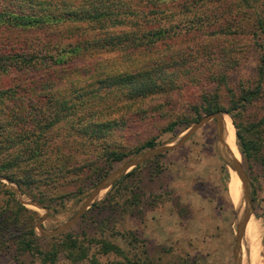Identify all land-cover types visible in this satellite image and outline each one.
Here are the masks:
<instances>
[{"label": "rangeland", "instance_id": "1", "mask_svg": "<svg viewBox=\"0 0 264 264\" xmlns=\"http://www.w3.org/2000/svg\"><path fill=\"white\" fill-rule=\"evenodd\" d=\"M21 1L0 0V10L19 13L22 11ZM68 1L79 4L81 0ZM111 1L121 3L124 0ZM190 1L193 4L197 3L196 5L201 2ZM216 3L224 5L217 13L221 19L237 18L243 25H251L257 15L255 5L264 4V0L259 3L255 0H218ZM147 8L150 9L148 6ZM76 27L77 24L66 23L51 25L47 29L21 31L4 23L0 25V50H5L4 57L10 60L9 55L15 50L22 51L24 47L33 49L38 44L42 46L51 39L53 33L66 42L70 36L73 38L89 36L83 28ZM212 27L206 26L205 30L202 28L181 34L174 38V42L171 40L172 49L175 51L180 49L177 51L178 60L175 62V68L179 73L176 79L180 86L168 94L139 101H127L120 89L104 87L99 79L108 70L109 73L112 71L114 73L126 67L128 56L134 60L133 63L143 58L141 52L127 49L133 51L131 54L120 48L104 50L91 48L86 50L84 55L74 57L67 68L58 66L60 72L56 71L51 75L41 69L30 73L26 71L0 73V88L39 85L42 81L47 82L49 76V82L63 85L62 89L68 95L74 94L71 88L73 82L75 87L85 89L79 92L83 91L88 105L87 109L85 107L80 110L79 114L86 116L77 114L73 116L75 119L73 122L66 118L63 124L54 130V135L60 137L59 141H64L62 145L66 147V152L77 155L81 160L91 156L95 159L105 150L104 146L99 144L102 141L99 143L95 141L92 144L89 142L90 150L85 148L83 146L85 135L77 131L71 132L72 123L75 127L82 125L86 129L93 127L85 126L86 122L109 120L112 126L107 128L106 143L112 148L126 152L133 151L151 138L157 139V146L174 143L186 129L206 116L195 120L192 105L200 100L203 91L216 86L217 82L208 79L211 71L227 73L230 86L233 88L240 87L241 83L253 84L259 78L257 70L264 53V32L258 30L257 35H253V32L236 34L226 42L221 40L210 43V37L215 35V29ZM168 50L169 44L161 43L155 54L160 57ZM51 87L55 86L49 85V89ZM94 93L96 94L93 95ZM36 96L38 95L29 92L26 103L30 105L32 100L36 103L38 99ZM226 116H228L226 137L231 138L229 142L225 139L226 149L230 155L234 153L233 156H236V149L238 159L243 162L250 180L249 203L246 202L245 196L241 200L238 199L241 179L231 168L232 182L229 183L230 170L218 149L221 145L219 121L216 118L206 122L182 145L164 152L165 154L158 159H155L158 155L150 158L155 159L154 161L144 163L150 160L147 159L139 163L142 165L137 173L126 181L129 187L135 186V190L129 192V196L137 193L136 204L130 203L133 201L132 198L129 204H126V210H122L118 205L109 207L108 202L105 204L106 207L94 208L93 204L104 199L112 185L101 192V196L74 224L60 233L51 232L69 222L78 213L101 181L138 154L150 149L131 152L123 161L115 162L109 173L97 182L98 184L92 186L91 180H88L85 183L88 188L83 195L61 198V187H64V191L73 187H65L71 182L64 178L54 186L48 185L49 183L42 186L44 184L42 182L40 185L46 193V203L53 205L52 209L32 199L16 182L4 176L0 177V180L14 190L19 201L22 198L25 201L38 202L42 206L37 207L20 201L39 213L40 219L36 222L35 230L46 248H51L52 244L61 240L60 235L69 232L86 245L89 257L82 264H95L93 258L98 264H110L112 261L123 259L124 255L121 253H103L101 239L121 246L124 253L133 259H145V264H236L238 224L247 206L251 215L242 237V263L264 264V166L244 159L237 143L233 119L228 113ZM177 119L182 122L174 130L166 131V127ZM238 120L247 127L254 126L249 136L260 139L264 144V94L255 104L243 110ZM78 121H82V124ZM1 190L0 187V192ZM2 195L3 193H0V197ZM41 219L43 222L40 227ZM252 254L254 255L251 256ZM59 261L61 264L70 263L67 252L60 253ZM0 264L44 263L31 253L13 252L2 255Z\"/></svg>", "mask_w": 264, "mask_h": 264}, {"label": "trees", "instance_id": "2", "mask_svg": "<svg viewBox=\"0 0 264 264\" xmlns=\"http://www.w3.org/2000/svg\"><path fill=\"white\" fill-rule=\"evenodd\" d=\"M200 1L196 5L197 3L193 4L190 0H124L121 3L111 0H81L79 4L68 0H22L20 2L22 11L19 13L0 10V25L6 23L7 26L23 31L73 23L77 24L76 28H83L89 36L82 38L70 36L66 42L53 33L51 39L42 46L38 44L33 49L24 47L22 51L15 50L9 55L10 60L4 57L6 51L0 50V73L9 74L12 71L30 73L41 69L51 75L56 71L60 72L58 66L66 67L74 57L84 55L86 50L91 48L103 50L120 48L133 54V51L127 50L130 49L143 53L141 61L137 59V63H133L134 60L128 56L126 67L114 73L113 71L109 73L108 70L99 82L103 83L104 87L120 89L127 101H139L168 94L180 86L176 79L179 73L175 68V62L178 60L177 51L180 49L177 51L172 49V39L174 42V38L179 35L202 28L205 30L206 26H213L215 29V35L210 37V43L221 40L226 42L236 34L253 32V35H257L258 30L264 32L263 3L255 5L257 15L251 25H243L237 18L221 19L217 13L224 5L217 4L218 0ZM161 43L169 44V50L159 57L155 53ZM257 73L259 78L255 83L247 85L241 83L240 87L233 88L230 86L227 73L211 71L208 79L217 82L216 86L203 91L200 100L193 104L192 108L195 120L219 111L230 114L236 127L237 143L242 156L246 161H255L264 166V144L260 139L249 136L254 126L247 127L238 120L242 111L255 104L264 94V53ZM49 81L48 76L47 82L42 81L39 85L0 88V177L4 176L16 182L24 193L52 209L54 206L46 203V193L42 186L48 183L54 186L64 178L71 182L65 187H73L66 191L61 187V198L83 195L88 188L85 185L88 180H91L92 186L98 184L97 182L109 173L115 162L123 161L131 152L137 153L154 148L158 142L156 138L148 139L129 152L112 148L106 143L105 137L108 126L112 124L109 120H96L85 123V126L90 125L92 128L85 129L82 125L75 127L72 123L70 129L73 133L77 131L85 135L83 146L88 150L92 142L102 141L99 144L104 146L105 151L95 159L91 156L82 160L77 155L66 152V147L62 145L64 141H59L60 137L54 135V130L60 127L66 118L73 122V116L79 114L85 107L87 109L88 100L84 99L85 89L75 87V82L71 85L74 94L68 95L62 89L63 85ZM49 85L55 87L49 89ZM79 90L83 91L80 93ZM29 92L39 96H36L38 98L36 103H33V100L30 105L26 103ZM78 122L82 124V121ZM181 122L177 119L165 130L172 131ZM164 154H159L155 159ZM141 165L117 180L106 197L100 202H95L93 207H106L105 204L108 202L109 207L118 205L122 210H126V204H129L132 198L133 201L130 203L136 204L137 193L129 196V192H133L135 186L129 187L126 181L137 173ZM229 170V182H232V172L230 168ZM73 176L74 178H69ZM0 187L2 188L0 193H3L0 197V257L13 252L31 253L44 264H61L59 255L65 251L70 260L67 264H82L88 260V248L71 232L60 235L61 240L58 243L46 248L35 230L36 222L40 219L39 213L23 205L7 183L0 180ZM100 242L103 253L117 252L124 255L122 260L112 261L110 264L146 263L145 259L129 257L117 244L104 239ZM93 262L98 264L95 258Z\"/></svg>", "mask_w": 264, "mask_h": 264}, {"label": "water", "instance_id": "3", "mask_svg": "<svg viewBox=\"0 0 264 264\" xmlns=\"http://www.w3.org/2000/svg\"><path fill=\"white\" fill-rule=\"evenodd\" d=\"M226 114L227 113L225 111H219V112H215L212 114H208L204 116L201 120H199L198 122L190 126L188 129H186L183 135H181L179 139L176 140L174 143L162 144L154 148H151L148 151L138 154L135 158H133L131 161L127 162L124 166H122L118 171L111 174L110 176L105 178L103 181H101L98 187L88 197L85 204L81 207L78 213L75 216H73L69 222L53 230L51 233H60L61 231L68 229L101 196L100 194L102 191H105L108 188H110L117 180H119L122 176L127 174L130 169L139 165V163L147 159H150L156 155L167 152L177 146L182 145L200 127H202L206 122L214 118H216L219 121V143L221 147L219 146L218 149H219L220 155L222 159L225 161V163L228 165V167L231 168L233 171H235L237 175L239 176V178L241 179V190H240L238 199L240 198L241 200L243 196H245V198L247 199L246 202L249 203L251 200L250 180H249L246 170L244 169L243 162L239 160L236 156H233L234 153L230 155L226 149V145H225L226 144L225 142L226 126H225V120H224ZM20 201L24 204H30V205H35L37 207H42L38 202H35V201H25L22 198H20ZM250 215H251V212L249 211V207L247 206L238 224V235H237V243H236V248H235L236 264H243L242 263V251H241L242 237L246 231V227H247V223L249 221ZM42 222H43V219H41V222L39 223L40 227H41Z\"/></svg>", "mask_w": 264, "mask_h": 264}, {"label": "bare ground", "instance_id": "4", "mask_svg": "<svg viewBox=\"0 0 264 264\" xmlns=\"http://www.w3.org/2000/svg\"><path fill=\"white\" fill-rule=\"evenodd\" d=\"M225 119V118H224ZM225 126H226V123H225ZM225 139L229 142V141H231V138L229 137V136H227L226 137V128H225ZM227 146V145H226ZM227 151H228V149H227ZM228 153H229V151H228ZM236 153V152H235ZM239 177V176H238ZM240 181L241 180H239V193H240V189H241V183H240ZM239 193H238V196H239ZM254 253H256V251L254 252ZM254 254H252L251 256H253ZM249 264V263H248Z\"/></svg>", "mask_w": 264, "mask_h": 264}, {"label": "crops", "instance_id": "5", "mask_svg": "<svg viewBox=\"0 0 264 264\" xmlns=\"http://www.w3.org/2000/svg\"><path fill=\"white\" fill-rule=\"evenodd\" d=\"M226 117H228V116H225V119H224V120H225V123H226ZM236 138H237V137H236ZM235 152H236L235 155H236V157L238 158L236 149H235Z\"/></svg>", "mask_w": 264, "mask_h": 264}]
</instances>
